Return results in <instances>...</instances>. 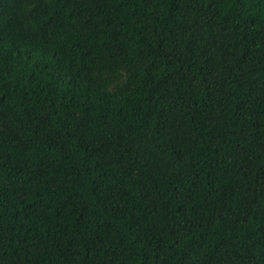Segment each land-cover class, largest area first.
I'll use <instances>...</instances> for the list:
<instances>
[{"label":"trees","instance_id":"trees-1","mask_svg":"<svg viewBox=\"0 0 264 264\" xmlns=\"http://www.w3.org/2000/svg\"><path fill=\"white\" fill-rule=\"evenodd\" d=\"M0 264H264V0H0Z\"/></svg>","mask_w":264,"mask_h":264}]
</instances>
